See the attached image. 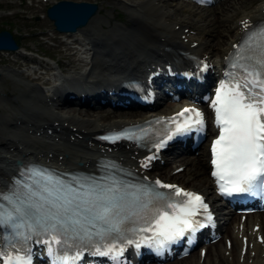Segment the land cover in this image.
I'll use <instances>...</instances> for the list:
<instances>
[{
    "label": "snow or ice",
    "instance_id": "obj_1",
    "mask_svg": "<svg viewBox=\"0 0 264 264\" xmlns=\"http://www.w3.org/2000/svg\"><path fill=\"white\" fill-rule=\"evenodd\" d=\"M242 23L245 35L233 46L232 71L226 72V80L210 101L219 133L210 149L212 176L223 195L264 197V25L252 29L248 21ZM169 120L175 128L167 140L199 133L205 127L204 114L194 107L183 108ZM141 131L139 136L121 133L103 139L139 141L148 133ZM167 140L155 148H163ZM151 159L146 158L142 166L148 167ZM100 167L99 176L60 173L37 165L22 168L0 190V233H10L15 239L10 251L0 248V264H32L23 244L33 239L44 243L49 253L54 245L75 249L71 257L59 256L63 264H77L85 250L119 264L125 250L119 241L137 249L143 242L161 253L204 226L196 217L206 213L208 205L198 193L160 180L149 184L131 179L132 173L114 162ZM127 233L150 235L134 240ZM260 242L264 243V237Z\"/></svg>",
    "mask_w": 264,
    "mask_h": 264
},
{
    "label": "bare ground",
    "instance_id": "obj_2",
    "mask_svg": "<svg viewBox=\"0 0 264 264\" xmlns=\"http://www.w3.org/2000/svg\"><path fill=\"white\" fill-rule=\"evenodd\" d=\"M70 2H88L93 0H67ZM98 0H95L97 3ZM104 2L109 3L113 8L111 10L105 12L100 9L98 5V10L94 16L90 17L88 20V24L85 25L82 29H79L77 33H66L65 36L72 37L74 43H78V47L80 48L78 51L76 49L70 48V56L76 57L78 54H86L87 58V67L85 71L81 70L77 74H68V76H63L58 68H52L53 77L56 78L57 82H63V87H54L51 91L53 96L58 95L62 90L68 88H77L81 89L84 94H94L97 89H101V83L107 82L114 76V67L112 64L116 63L118 67H125L123 69H128L133 66L134 61L142 62V68L151 69L153 67V61H151L154 53L153 48L157 46H162L167 42V36H170L174 41V55L178 58H181L180 50L182 53L190 52L196 56L206 57L209 56L211 58H215L220 53H224L226 47H223V42L225 40L230 41L234 36L230 37H221L217 35V31L225 30L227 32L228 28L232 27L230 22L233 21V17L236 15L231 11L235 10V8H241L247 2H250L251 5L256 4L259 0H225L221 2L224 6L218 9L207 8L202 9L204 16V25L207 26L206 29L209 28L208 35L199 31L196 38L201 40L198 47L191 48L189 47V42L182 40L176 35H180L179 31L176 30V26L180 23H183L182 20H178L174 15H169L168 12H171L172 9L178 7L179 5H185L182 3L183 0H103ZM111 1V2H108ZM171 1V2H170ZM235 4L233 5V2ZM50 2H54V0H50ZM171 3V4H170ZM231 6L232 9H228ZM240 6V7H239ZM264 0L262 1L259 7H256L249 12L245 9H240V17L238 19H243L245 17L251 16V14L255 13L254 16H258L260 8V12L263 11ZM122 9L127 14L128 21L125 23L124 21L118 22L115 19V10ZM68 12L64 13L65 16H69ZM87 12H83L82 14L76 15V23L80 22L85 16ZM242 17V18H241ZM236 19L235 22L238 20ZM108 25V28L105 26ZM186 25H191L196 27L194 22H188ZM185 25V26H186ZM192 28V27H191ZM230 28V29H231ZM214 31V32H213ZM213 33V34H211ZM190 38H195V36L190 35ZM196 41V40H195ZM229 43V42H228ZM227 43V44H228ZM227 44L225 46H227ZM90 46L87 50V48ZM92 46V48H91ZM75 51V52H72ZM13 53L21 54V49L18 51H12ZM12 52L8 51H0V54H4L6 56L11 55ZM178 53V55H176ZM79 58L77 59V62ZM120 63V64H119ZM120 65V66H119ZM16 69V68H15ZM136 70V68H133ZM7 73H0V84H2V80L4 77L13 79L16 84L15 88L17 89L19 95L15 96L13 99H6L7 96L0 94V190H4L7 187L8 182L10 181L14 170L16 169L17 160L24 163V165L36 161V162H45L51 163L53 166H58L60 169H68V170H79V171H88L93 173H98L99 175L102 172L101 167L97 170L96 168L97 160L101 157L105 156V153H108L111 159H118V167L122 168L126 172H131L132 176H139L138 171H134L129 166L137 167L139 165L138 161L133 160V156H135V150L127 149L122 147H117L112 152H103L101 149L95 145L89 144L88 140L85 137L79 139L71 140V136H76L81 132V125L85 126V128L89 130H94L99 127V124H103L104 112H86L85 110L78 111L77 109H65V106H61L60 104H56L54 98L44 94V91H41L39 86L30 85L23 80L14 79L11 76H19L14 71H7ZM92 72L94 75H90ZM131 73V72H130ZM139 73V72H138ZM11 75V76H10ZM93 79L92 81H87L86 79ZM100 85V86H98ZM65 94L63 97L67 96L69 93L67 91H63ZM29 96V98L27 97ZM5 98V99H4ZM4 99V101H3ZM55 105V106H54ZM171 105H168L170 107ZM162 111H165L164 109ZM56 116L57 120H62V125H60V131L58 132L56 128H52L53 134L51 135L54 138H50L53 142L49 143L50 146L55 147L54 150L56 153L53 158H50V153L46 157L45 154H42V142H35L33 146L30 145L32 138L29 132L23 131L22 127L26 125H43L48 121V117ZM123 118V117H120ZM122 121V119L120 120ZM64 122H68L74 127H78V131L75 133H68ZM115 124V123H111ZM17 125V126H16ZM21 125V126H20ZM49 127V126H48ZM47 126L39 129H51ZM48 131V130H47ZM34 137L38 138V135ZM60 137V142H56V138ZM17 139H20L17 140ZM39 140V139H37ZM74 145L75 150L70 151L68 147L65 145ZM38 144L41 145L38 149H33L34 146ZM34 151L36 154H33ZM63 157L60 158V156ZM195 156H184L181 160H176L174 162V166L180 167L181 165L186 166V170L188 173L184 175V173L179 174L176 179H179L183 183L187 184V186L191 188H196L198 190L207 189V192L210 193V179L209 168L207 164V159L204 157L203 151L202 154H194ZM137 158H141V156L137 155ZM127 163L129 166H124L121 162ZM82 164V166H80ZM172 167V168H175ZM160 171V170H159ZM187 172V171H186ZM192 172V175H190ZM195 178L192 179V177ZM201 176V177H200ZM191 180L189 182H186ZM199 177V178H198ZM263 224H261L262 229L257 233L252 232L254 218H252L251 223L244 224L242 227V232L246 235L249 234L248 240V253L247 257L250 255H254L253 262L255 264H264V243L257 242V236L262 235L264 237V214L261 215ZM262 220L258 221V224L262 222ZM234 223V221H233ZM228 236L231 238L232 248L230 251V257H234L235 250L237 249V255L241 257V248L243 243H241V239L238 234L232 233L229 230ZM248 236V235H247ZM251 245H253L251 247ZM214 248H217V256L214 255L211 250L208 252V258L204 264H218L219 259L222 260H232L229 256L222 254V251L230 250L227 249V244H220ZM225 246V247H224ZM211 252V253H210ZM226 252V253H227ZM256 253V254H255ZM245 258V259H246ZM199 253L191 255L190 258L185 259L182 262L174 263V264H194V262H198ZM193 260V261H192ZM244 260L242 264H247ZM241 264V262H240Z\"/></svg>",
    "mask_w": 264,
    "mask_h": 264
},
{
    "label": "rangeland",
    "instance_id": "obj_3",
    "mask_svg": "<svg viewBox=\"0 0 264 264\" xmlns=\"http://www.w3.org/2000/svg\"><path fill=\"white\" fill-rule=\"evenodd\" d=\"M32 1L33 5L30 4ZM262 1L263 0H259L256 4L254 3V5H251L250 2H247L241 8H235V10L231 11L236 15L233 17V21L230 22V25L233 26L234 21L241 16L239 11L240 9H245L249 12L256 7H259ZM88 2L96 3L95 0ZM98 2L100 3V9L105 12L113 8L109 3L104 2L103 0H98L97 3ZM235 2L236 1L233 2V5L235 4ZM51 5L52 2L41 3L40 0H0V32L1 30H7L8 32L13 34L18 44L20 45L21 53L28 54V57L24 55H17L16 53L11 54H15L14 56H6L3 53L0 54V72H2L3 70L4 66L2 64L4 63L5 67H16L17 69L19 67L22 70L26 69L27 72L32 70V68H36L38 71H40L39 73H41V70H44V72H50L49 69L58 68L63 74H68L70 72L76 74L83 66L84 68L86 67L84 58L81 59L83 61H80L79 59V61L77 62L79 56L77 58L70 56L69 49L74 48V44L70 45L68 43H65L63 39L55 38L56 36L58 37V35L56 33H53V23L49 21L47 16V8H49ZM228 9H232L231 6H229ZM27 10H30V12H26ZM169 13L174 15L178 20H182L183 22H185V24L186 22H194L196 24V28L201 29L203 33L208 35L209 28L206 29L207 26L204 25L205 19L201 9L185 4L175 7ZM114 14L115 19L118 20V22L124 21L126 23L128 21L126 17L127 14L122 9H116ZM105 28H108V25H106ZM217 33V35H220L221 37H230V27L227 32H225V30H221L217 31ZM73 39V36L68 37V42L71 41L72 43ZM227 42V40L223 42V47ZM25 75H27V73L21 75L20 78L24 82L26 81L28 84L34 85L36 83H40L43 88L48 85H44L43 83H46V80L49 79V77L47 76L49 75L42 76L43 79L41 81L36 82L35 80L33 83H30L29 80L24 78ZM14 85L16 86L15 82L12 83L11 79L4 77L2 80V84H0L1 96L6 95V99H13L15 96L19 95ZM104 114V122H110L113 119L117 120L119 116H124L122 113H116L114 111H110V109H106L104 111ZM114 115H116L117 117L113 118ZM166 169H164V172H170L172 166H170L168 170Z\"/></svg>",
    "mask_w": 264,
    "mask_h": 264
},
{
    "label": "water",
    "instance_id": "obj_4",
    "mask_svg": "<svg viewBox=\"0 0 264 264\" xmlns=\"http://www.w3.org/2000/svg\"><path fill=\"white\" fill-rule=\"evenodd\" d=\"M62 9V11H57L56 9ZM96 11V7L91 4H78V3H72V2H65L59 4L57 7H54L52 10H50L49 17L51 20H53L57 26V28L61 31L66 30H75L77 27L84 25V22H75V18L77 14H82L83 12H87V15L85 16V20L90 18L92 15H94ZM68 12L69 14L73 16H65L64 13ZM19 46L16 44L14 38L12 35H10L7 31H2L0 33V50L6 49V50H16Z\"/></svg>",
    "mask_w": 264,
    "mask_h": 264
}]
</instances>
